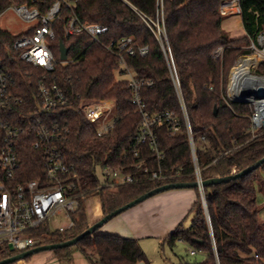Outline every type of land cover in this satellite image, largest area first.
Listing matches in <instances>:
<instances>
[{
  "label": "trees",
  "instance_id": "trees-1",
  "mask_svg": "<svg viewBox=\"0 0 264 264\" xmlns=\"http://www.w3.org/2000/svg\"><path fill=\"white\" fill-rule=\"evenodd\" d=\"M43 1L36 0L34 4L41 11L53 0ZM129 1L156 19L157 0ZM222 1L162 0V32L167 42L163 36L161 41L166 51L170 50L179 79L195 161L165 53L149 26L123 0H66L62 4L49 44L56 62L48 79L64 90L69 102L40 117L47 125L68 128L66 138L58 146L66 162L74 166L79 190L85 191L86 197L97 198L102 215L164 183L195 181V166L201 178L207 179L237 172L264 156V126L252 132L248 105L229 101L225 95L228 72L236 56L245 51L250 38L264 30V0H239L244 34L236 37L222 26L224 16L219 12ZM19 2L33 4L31 0H1L0 11ZM70 15L106 26L108 30L101 35V43L86 34L66 36L64 21ZM123 36H132L136 48L147 46L146 54L125 58L137 77L151 81L141 88L147 109L152 113L169 112L177 120L175 131L165 120L154 127L159 158L148 143L138 144L136 154L132 149L139 118L130 102L131 90L118 59L105 48L110 40ZM14 37L0 28V65L13 78L15 95L26 100V107L16 110H32L35 84L45 72L20 60L12 48ZM60 41L68 49L69 61L65 63L60 62ZM218 47H222V52L214 59L212 52ZM256 71L264 73V64ZM87 98L115 100V124L101 136L79 111L80 102ZM33 140L29 130L20 139L13 185L42 177V153L32 146ZM106 165L119 167L134 181L103 186L98 170ZM152 170H160L165 178L150 179ZM263 178L264 161L246 175L204 186L207 214L198 195L190 209L189 227L179 223L163 238V243L173 248L176 242L183 241L205 257L199 262L180 258L176 264H264V220L259 216L257 201V188ZM84 200L79 199L71 214L74 226L70 230L61 233L46 222L30 231L37 245L63 242L85 230L89 218ZM73 246L88 264H136L141 260L149 264L139 241L132 237L96 229ZM69 247L54 251L65 250L64 255H69ZM13 254L7 246L0 247V260Z\"/></svg>",
  "mask_w": 264,
  "mask_h": 264
},
{
  "label": "built area",
  "instance_id": "built-area-1",
  "mask_svg": "<svg viewBox=\"0 0 264 264\" xmlns=\"http://www.w3.org/2000/svg\"><path fill=\"white\" fill-rule=\"evenodd\" d=\"M31 2L32 5L23 2L10 3L0 11L1 15L5 10L11 9L17 18L29 24L26 31L13 34L15 37L12 41V48L18 52L22 62L42 68L45 72V75L35 84L36 96L31 103L32 110L18 111L17 107H26V100L15 95L13 78L0 65V247L7 246L14 254L36 246L37 242L30 236V231L38 229L56 214L63 213L66 217V220L56 229L61 233L70 230L74 226L71 214L78 207L79 199L87 198L85 191L78 188V178L74 166L66 162L58 146V142L66 138L68 128L58 124L47 125L40 117L41 114L66 106L69 102L64 90L48 79L56 62L49 46L50 41L54 38L53 23L60 17L62 4L66 0H53L44 11L34 5L36 0H31ZM123 2L149 26L160 40L186 125L191 156L195 161L192 132L179 79L170 50L167 48L166 51L161 41L163 36L167 42L166 35L162 32V0H157L155 20L139 10L129 0H123ZM219 12L223 16L240 14L239 0L222 1L219 5ZM107 30L104 25L81 20L76 15H70L64 21L66 36L86 34L99 43H101V35ZM105 48L118 59L119 68L123 70L131 90L130 102L139 118L138 132L132 143L134 154L137 153L136 146L138 144L148 143L159 158L161 152L156 146L154 127L165 120L175 131L178 128L177 120L169 112L152 113L147 109L141 96V88L144 85H150L151 81L137 77L125 59L126 56L136 53L146 54L147 46L136 48L132 36H123L110 40ZM221 52L222 47L216 48L212 52V57L217 59ZM68 61L67 57L65 60L60 59L62 63ZM263 64L264 30H261L249 39L245 51L236 56L225 84V95L229 101L244 102L248 105L252 132L263 127L264 96L256 97L253 94L242 96L241 88L243 86L264 87V73L256 71ZM110 102L115 104L116 110L115 100L109 98H87L79 104V111L95 127L98 136L110 131L115 124L116 115L113 118L110 116L112 113ZM28 130L29 134L34 135L32 146L42 153L44 170L41 178L13 185L11 182L19 164V142ZM100 173L104 181L103 186L114 187L120 183L134 181L130 174L122 173L119 167L102 166ZM194 174L195 180L200 182L202 178L196 166ZM149 178L160 180L164 179L165 175L160 170H152L149 173ZM197 190L204 206L203 187L198 186ZM189 253L194 255L196 251L191 249ZM9 264H24V258Z\"/></svg>",
  "mask_w": 264,
  "mask_h": 264
},
{
  "label": "rangeland",
  "instance_id": "rangeland-1",
  "mask_svg": "<svg viewBox=\"0 0 264 264\" xmlns=\"http://www.w3.org/2000/svg\"><path fill=\"white\" fill-rule=\"evenodd\" d=\"M222 24L231 25V29H234L237 32L236 34H239L240 31L243 30L241 19L238 15L224 16ZM28 27L29 24L17 18L11 9L5 10L0 15V28L9 31L12 34L24 32ZM110 103V109L112 112L110 116L111 118H113L116 115L115 104L113 102ZM98 172L100 173V169L98 170ZM167 190L160 191L135 204L132 210L144 212L146 210L152 209L153 207H158V205L162 203L159 196H161ZM257 201L260 209L259 216L264 220V178L260 182V186H258L257 188ZM84 205L86 212L91 219L89 220L90 225L101 217L100 214L97 213L99 202L95 196H89L85 198ZM191 219L192 212L189 210L188 214L183 219V226L189 227ZM65 220L66 217L63 213L56 214L48 221V223L52 229H56ZM110 220L111 219L100 225L97 228L98 231L104 232V229H106V227L110 224ZM139 243H141V249L145 253L149 264H176L180 258H183L188 262H199L205 257V254L199 251H196L194 255H191L189 251L192 248H190V246L183 241L176 242L173 248H170L167 243H163V239L160 236L144 237L139 241ZM67 251H69V255H64V253H66L65 250L59 251L58 253L54 251V249L41 250L25 257L24 264H88L86 258L75 246L71 245L69 249H67ZM136 264L147 263L141 260Z\"/></svg>",
  "mask_w": 264,
  "mask_h": 264
},
{
  "label": "crops",
  "instance_id": "crops-1",
  "mask_svg": "<svg viewBox=\"0 0 264 264\" xmlns=\"http://www.w3.org/2000/svg\"><path fill=\"white\" fill-rule=\"evenodd\" d=\"M222 26L233 37L244 34L243 30L236 34L231 25ZM198 195L199 191L193 187L169 189L159 196L162 203L158 207L138 212L132 210V206L112 217L104 232L132 237L138 241L148 236H160L163 239L176 225L183 223ZM97 213L102 216L100 205ZM88 218L91 220L89 215Z\"/></svg>",
  "mask_w": 264,
  "mask_h": 264
},
{
  "label": "water",
  "instance_id": "water-1",
  "mask_svg": "<svg viewBox=\"0 0 264 264\" xmlns=\"http://www.w3.org/2000/svg\"><path fill=\"white\" fill-rule=\"evenodd\" d=\"M67 47L64 46V44L60 41L59 42V57L61 60H65L67 57ZM255 95L256 97H262L264 96V87H256V88H252L250 86H243L241 88V95L242 96H248V95ZM216 112V108H214V113ZM264 126V123H263ZM264 161V156L261 157L260 159L256 160L254 163L248 165L247 167L237 171V172H233L229 175H225V176H215V177H211V178H207V179H201L200 182L195 180L193 182H184V181H177V182H169V183H164L162 185L156 186L142 194H140L139 196H137L136 198L126 202L125 204H123L120 207L115 208L114 210L103 214L97 221L91 223L85 230H83L81 233H79L78 235H76L75 237L65 240L63 242H59V243H50V244H41L38 246H34L26 251H22L18 254L3 258L0 260V264H9L17 259H21V258H25L27 256H29L32 253L41 251V250H45V249H56V248H61V247H66V246H71L73 244H75L79 239H81L82 237H84L85 235L91 234L93 233L100 225H102L103 223H105L106 221H108L109 219H111L112 217L116 216L117 214L121 213L122 211L134 206L135 204L143 201L144 199L160 192V191H164L167 189H173V188H183V187H198V186H207L210 184H218V183H223V182H227L229 180L238 178L240 176L246 175L247 173H249L250 171H252L253 169H255L256 167H258L262 162ZM205 207V211H206V206L204 204ZM207 214V211H206Z\"/></svg>",
  "mask_w": 264,
  "mask_h": 264
}]
</instances>
